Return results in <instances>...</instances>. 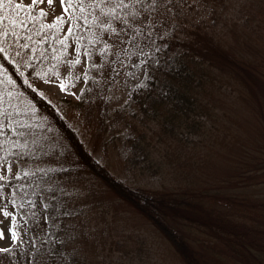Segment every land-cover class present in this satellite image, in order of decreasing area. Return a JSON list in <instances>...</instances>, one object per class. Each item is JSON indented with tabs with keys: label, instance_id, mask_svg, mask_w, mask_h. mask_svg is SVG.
Returning a JSON list of instances; mask_svg holds the SVG:
<instances>
[{
	"label": "rangeland",
	"instance_id": "rangeland-1",
	"mask_svg": "<svg viewBox=\"0 0 264 264\" xmlns=\"http://www.w3.org/2000/svg\"><path fill=\"white\" fill-rule=\"evenodd\" d=\"M261 1L233 0L227 4L220 16L218 11L221 8L215 11L208 0H186V4L176 11L177 18L171 14V9H168L165 16L168 25L166 29L163 22L157 25L162 29L159 34L153 29V42L158 46L160 41L171 33L178 35L180 39L187 37L197 40L207 31L213 34L230 54L250 67L259 80H243L232 70L223 67L217 70L220 80L219 77L214 79L215 85L208 87L206 95V99L215 107L217 117L208 121L207 132L203 136L204 144L201 146L194 138L182 139L181 144L189 147L180 153L175 150L181 147L180 142L177 145L176 142L173 145L171 141L157 143L152 165L162 168L159 174L161 181L158 176L150 175L151 170L140 171L142 164L131 168L126 163L128 151L124 147V139L128 131L123 129L122 125L114 123L116 119L106 121L101 127L95 121V113L87 117L83 111L78 113L62 101H77L79 90L85 82L83 79H78L70 91L61 90L58 82L50 83L44 77L36 81L34 86L56 107L58 105L67 110L68 121L89 152L121 180L157 190L160 189V184L166 187L169 185L173 190L186 189L193 192L206 188L217 189L222 201L240 200L247 203L246 210L250 208L252 215L253 212H264V26L255 12ZM23 2L30 3L31 0ZM38 8L46 10L47 15L43 19L49 22L64 12L63 0H41ZM67 23L65 21L60 34L67 30ZM137 35L143 36V33ZM106 42L112 43L110 39ZM140 42L137 40V45ZM32 45L27 49L29 55L32 54ZM85 45L84 40L82 46ZM75 47V40L69 39L66 53H60L59 43L53 44L48 50L53 52L51 58L58 56L55 66L59 67L62 74L74 72L77 76H82L86 70L88 62L83 55L79 64L73 66L67 63L75 58ZM118 47L119 45H115L110 49L105 54L106 57L115 61L113 51ZM35 49L40 55L43 54L44 47L41 43H35ZM14 50H18L16 46ZM51 58L41 67V72H47L49 79L52 78L53 71ZM95 59L102 71L103 96L109 98L112 106L110 114L114 116L115 109L121 108L127 102L134 86H139L141 80L145 79V67L140 64L132 67L135 59L131 56L128 58L130 63L126 64L124 56H120V64L113 63L111 67L98 51L95 53ZM120 65L124 67L117 74L115 70L120 68ZM129 72L132 74L128 75ZM99 83L102 85L101 81ZM72 92L78 95H73ZM17 96L21 109L33 108L17 93L13 96V102H16ZM21 115L26 120L30 115L36 117L33 124L38 126L33 131V137L37 143L36 147L38 145L43 151V163L38 165L61 167L65 172H69L66 173V178L69 181L70 194L81 209L78 219L82 222L78 228L77 242L86 254L88 264H183L157 229L116 198L99 180L80 168L75 156H71L63 137L40 111H22ZM112 123L115 125L112 126ZM18 167L17 163L13 165L11 175ZM4 194L10 195L9 189H6ZM234 196L236 199L232 198ZM259 203L262 206H259ZM9 208L15 210L11 205ZM17 219L20 220V217ZM233 219L238 222V233L244 227L239 239H242L244 230L247 232L242 239L246 242L253 243L251 240L255 237L252 231L256 233L254 228H264V224L259 225V221L250 219L248 215H239L238 212ZM7 220L10 222L11 218ZM194 226L189 227L190 237L218 242L212 230ZM18 231L23 240L28 237L21 225ZM254 243L258 244V251L263 253L264 236H259Z\"/></svg>",
	"mask_w": 264,
	"mask_h": 264
},
{
	"label": "trees",
	"instance_id": "trees-1",
	"mask_svg": "<svg viewBox=\"0 0 264 264\" xmlns=\"http://www.w3.org/2000/svg\"><path fill=\"white\" fill-rule=\"evenodd\" d=\"M209 1L215 11L221 8L218 11L221 16L227 4L233 0ZM261 2L255 12L264 26V0ZM184 4L186 0H173L172 7L177 11ZM63 5L65 6V0ZM170 11L177 18L178 13L173 12L172 9ZM21 16L23 17V13ZM29 24L30 27L19 29L23 33L19 37L21 46L28 43L31 47L36 41H43L41 44L44 51L42 55L35 52L32 60H28V56L23 58L32 66L31 71L28 67L18 69L15 65H6L8 75L16 81L14 92L51 122L65 140L71 156H75L80 168L99 180L116 198L157 229L183 264H264V252L258 251V244L254 243L259 236H264V228L261 229L260 226L254 228L256 233L252 231L255 237L251 240L253 243L246 242L242 239L247 232L244 230L242 239H239L244 227L238 233L236 231L238 222L233 219L238 212L239 215H248L250 219L259 221L261 225L264 224V212H253L252 215L250 208L246 210L247 203H242L240 200L222 201L217 189L206 188L200 192H193L186 189L173 190L169 185L166 187L160 184V189L157 190L129 184L116 177L108 166L93 157L68 121L67 110L58 105L56 107L34 86L41 77H36L32 73L41 71L43 63L51 58L53 52L48 50L56 44L57 38L52 35L50 29H44L43 34L38 33L36 29L39 20L29 21ZM7 27H10L7 21L0 25L1 30ZM58 32L60 33V29ZM84 35L86 37L87 33ZM70 39L75 40V37ZM199 39L190 40L187 37L180 39L174 33L165 37L163 41L168 47L159 45L162 66L154 67V64H150L145 68V71L152 75L151 88L144 86H140L138 90L137 87L133 88L127 102L121 108L115 109L114 116L110 114L112 106L109 98L103 96L104 86L100 66L90 69V75L95 77V80L84 82L83 87L86 91L79 93L77 101L65 99L62 101L68 108L78 113L83 111L87 117L95 113V121L101 127L106 121L116 119L114 123L122 125V128L128 131L124 139V147L128 151L126 163L131 168L142 164L140 171L151 170L150 175L158 176L161 181L159 174L162 168L152 165L157 143L171 141L170 143L174 145L176 142L177 145L178 142L181 144L182 139L194 138L201 146L204 144L203 136L207 132L208 121L217 117L215 107L206 99L208 87L215 85L213 83L216 77L220 80L217 70L223 67L232 70L243 80L259 81L250 67L221 46L213 34L204 31ZM85 44V47L88 46L87 39ZM15 46L12 45L13 49ZM27 49L23 51L27 53ZM95 60L94 53L91 62L96 64ZM87 62L90 63L88 59ZM0 63H4L2 58ZM21 70L24 76H20ZM25 79L29 84L24 83ZM3 80H5L4 76L0 75V81ZM9 91H13L11 85L7 82L0 83V92L5 93V101L8 99ZM114 123L112 126L115 125ZM35 130V128L31 129V131ZM0 139L12 141L13 138L6 133ZM20 143L23 145V141ZM36 144L35 137H32L27 148L21 146L12 150L15 153H24L16 163L19 165L18 168L26 169L30 173L20 177H15L14 173L12 175L14 179L10 181L8 188L9 193L19 201V206L14 209L19 211L20 225L27 229L28 237L23 240L24 244L18 247V260L13 258L11 253H0V260L3 264H9V260L12 264H29L31 261L35 264H88L86 254L77 242L78 228L82 222L78 219L81 209L70 194L69 181L66 178V173L69 172H65L61 167L38 165L43 163L41 162L43 151L38 145L36 147ZM180 146L175 149L180 153L189 147L183 144ZM2 147L7 151L9 144L5 143ZM232 198L236 199V196ZM46 203L47 210L44 207ZM259 206L262 204L259 203ZM191 225H198L203 230H212L218 242H210L207 238L202 240L201 237H190ZM248 235L250 236V232ZM33 236L37 237L39 243L29 250L30 237ZM40 244L56 250L54 255L49 257L40 249ZM21 252L25 254L20 255Z\"/></svg>",
	"mask_w": 264,
	"mask_h": 264
},
{
	"label": "snow or ice",
	"instance_id": "snow-or-ice-1",
	"mask_svg": "<svg viewBox=\"0 0 264 264\" xmlns=\"http://www.w3.org/2000/svg\"><path fill=\"white\" fill-rule=\"evenodd\" d=\"M40 2L41 0H31L30 3H24L23 0H0V25H3L5 21L10 25V27L0 30V58L4 61V63H0V75L5 78L0 83L7 82L13 88V91L7 93V101L4 99L5 93L0 92V137H4L7 133L13 138L12 141L0 139V201H2L0 203V213H2V217H0V253H11L12 257L17 260L19 259L18 247L24 244L18 231L21 221L17 217L20 213L16 210H10L9 206L17 207L19 201L11 194L5 195L4 191L10 187V181L14 179L11 175L13 165L24 155V153H15L12 150L21 146L27 148L34 135L31 129L38 125L33 124L36 119L34 115H30L27 120L21 115L22 111L34 112V107L31 110L28 108L21 109L18 96L16 102L13 103L12 97L15 94L16 81L11 75H8L6 65H15L18 69L28 67L31 71L32 66L28 65L23 56H28V60H32L36 52L35 43H43V41H36L32 45L33 54L28 55L23 50L29 48V44L24 43L21 46L19 37L23 33L19 29L30 27L29 21L39 20L36 30L40 34H43L44 29L52 30V35L57 38L55 43L61 45L60 53L67 52L69 39L75 37L76 56L74 59L68 60L67 63L74 66L80 63L81 55L87 57L90 63L86 65V70L82 76H77L74 72H69L67 75L62 74L59 67L55 66L58 59L57 55L52 57L51 79H49L47 72L35 71L32 73L36 77H44L50 83L58 82L61 90L70 91L78 79H83L85 82L95 80V77L90 75V69L98 66L91 62L92 55L97 51L106 60L109 67L113 63L120 64V56H124L126 64L130 63L128 58L133 57L135 62L132 63V67H135L136 64L145 68L150 64H154V67H161L163 63L161 46L166 48L168 45L164 43L163 39L160 41L161 46L153 42V29L159 34L162 29L157 25L162 22L166 29L168 25L165 16L168 14V9L171 8L173 12L176 11L172 7L173 0H65L64 12L49 22L43 19L47 15L46 10L36 7ZM22 13L23 17L21 16ZM65 21L68 22L67 30L60 34L58 30L64 27ZM84 33H87L86 37ZM137 33H143V36H138ZM85 39L88 41V46L82 47V41ZM109 39L112 41L111 44L106 42ZM137 40L141 41L139 45H137ZM125 41L128 42L125 43ZM13 44L18 50L13 49ZM115 45H119V47L113 51V56L116 57V60L113 61L107 58L105 54ZM36 58L39 59V57ZM45 59L47 58L45 57ZM123 67L124 65H120V68L115 70L116 73L119 74ZM131 74V72L128 73V75ZM20 76H24L22 70ZM145 76L147 78L142 79L139 86H134L137 87V90L140 86L151 88L152 75L146 71ZM24 83L29 84V81L25 79ZM79 91L84 93L86 89L81 87ZM72 94L78 95L76 92H72ZM20 141H23V145ZM5 143L9 144L7 151L2 147ZM33 152H35V148H33ZM29 174L26 169L17 168L15 171V177ZM44 207L45 210L48 209L47 203ZM9 217L11 218L10 222L7 220ZM45 238H48L46 233ZM37 243H39L37 237H30L29 250L35 248ZM40 249L49 257L53 256L56 251L49 249L44 244H40ZM24 254L23 252L20 253V255ZM37 255H39V250H37ZM0 264H3L2 260H0ZM9 264H12L11 260H9ZM29 264H35V262L31 261Z\"/></svg>",
	"mask_w": 264,
	"mask_h": 264
}]
</instances>
